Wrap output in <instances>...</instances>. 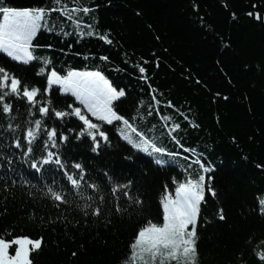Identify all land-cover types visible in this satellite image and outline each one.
Wrapping results in <instances>:
<instances>
[{
  "label": "trees",
  "instance_id": "trees-1",
  "mask_svg": "<svg viewBox=\"0 0 264 264\" xmlns=\"http://www.w3.org/2000/svg\"><path fill=\"white\" fill-rule=\"evenodd\" d=\"M4 6L56 7L55 0H0ZM69 7L73 0H61ZM93 11L79 14L83 25H92L96 35L74 33V23L59 11L51 13L50 28L42 29L34 40L39 59L25 65L0 52V66L26 79L29 85L46 86L52 68L61 74L69 70H100L123 88L126 96L117 102L133 117L139 112L140 128H155V135L169 150L180 153L165 157L163 166L156 157L134 149L119 135L120 125H104L109 141L99 153L92 151L90 138H77V119L61 122L69 141L60 151L69 164L82 163L102 194L110 199L104 173L119 183L131 179V194L143 201L129 205L119 196L121 213L85 217L83 201L69 195L72 202L59 207L45 198L41 189L53 178L63 182L58 172L28 175V165L19 152L9 168L0 155V234L11 232L43 237L42 247L33 253L34 264H122L129 245L146 220L162 222L161 200L186 179H195L200 169L188 167L196 155L213 170L206 174L208 188L197 223L198 264H264L257 253L264 251V0H80ZM259 13L257 20L248 13ZM2 18V17H0ZM87 31L86 28L83 29ZM107 35L111 44L100 38ZM108 57L102 60L101 57ZM44 59L51 64L44 65ZM146 69L139 72V67ZM45 67L41 73L39 69ZM143 77H147L144 79ZM49 93L58 108L75 104L70 94ZM160 101L155 110L152 96ZM171 102L173 107L165 105ZM23 115V104L13 101ZM152 106V115L147 109ZM121 114H125L121 111ZM160 115L172 116L181 129L176 134L185 149L170 142ZM187 117V119H185ZM95 122V118H92ZM188 157V159H185ZM19 171L28 183L18 176ZM8 177L16 179L11 185ZM7 186L10 191H5ZM35 185L36 187H32ZM92 194V190H87ZM116 201L112 200V204ZM80 205V207H77ZM223 209L224 219L219 218ZM73 253H76L74 256Z\"/></svg>",
  "mask_w": 264,
  "mask_h": 264
},
{
  "label": "snow or ice",
  "instance_id": "snow-or-ice-1",
  "mask_svg": "<svg viewBox=\"0 0 264 264\" xmlns=\"http://www.w3.org/2000/svg\"><path fill=\"white\" fill-rule=\"evenodd\" d=\"M55 3L59 5L58 8L4 6L0 3V52L12 61L25 65L38 60L34 55V40L42 29L51 30V13L57 11L74 23V33L61 30L62 35L75 34L80 38L96 35L92 31V25L82 24L79 15L83 13L88 16L93 11L91 7L82 5L80 0H73V7L61 3V0H55ZM248 15L257 20L262 18L259 13L249 12ZM100 38L108 44L112 43L107 35H101ZM101 59L107 60L108 57ZM43 63L48 65L51 61L44 59ZM39 71L44 73L46 68L41 67ZM139 72L143 74L146 69L141 66ZM54 85L59 86L57 91L74 97L79 106L68 104L58 109L49 95ZM125 96V90L114 86L100 70H69L66 74H61L52 68L50 75L46 76V86L37 87L29 85L26 79L18 78L7 67L0 66V155L5 156L9 168H12L13 159L17 158L16 151L13 150H17L19 159L28 165V175L32 177L38 173L49 172H58L64 176L63 182L53 178L40 191L45 198L55 202L57 207L72 203L67 198L69 195L82 200L83 206L80 210L85 217H99L102 211L107 212L108 216L113 211H126L127 209H121L117 193L122 194L130 206L141 205L143 201L138 196L134 199L131 194L134 184L131 179L119 183L113 176L104 173L110 186V199L106 200L101 185L95 182V178L90 176L84 165L79 162L69 164L60 151L61 144L69 141V135L65 134L69 130H61V122L75 118L79 122L77 128L80 129L77 138H90L94 153L98 154L101 144L109 141L104 125L122 124L123 127L119 128L120 137L134 149L156 157V165L163 166L168 163L165 157L176 159L180 153L164 146L160 142L161 137L154 134V127L140 128L139 112L133 117L127 109L118 110L116 104ZM13 101L24 105L23 115L14 107ZM152 101L155 110L159 112L160 101L155 94ZM165 106L173 107L170 101ZM121 111L125 114H121ZM152 111L150 106L147 109L149 116ZM92 118H95V122ZM160 119L167 128V132L161 135L166 134L170 142L181 150L195 153L194 149H185L176 135L181 129L180 123L172 122L169 127V121H173L172 116L160 115ZM193 165L202 174L195 179L189 178L178 183L174 192L168 191L164 194L161 200L162 222L149 219L138 228L122 264H198L197 223L201 205L205 201L206 191H210L213 197L216 196V191L208 188L207 180L210 177L206 179V174L213 169L206 166L202 156L196 155L191 159L188 167ZM15 174L24 183H28L19 171ZM4 179L5 176L0 175V180ZM7 179L15 186L16 179ZM88 189L92 190V194H88ZM5 191H10L7 181ZM112 200L116 203L112 204ZM259 205L260 211L264 213V199L259 201ZM219 218H225L222 208L219 209ZM42 243L43 237L32 238L28 234L14 235L11 232L0 234V264H34L33 253L41 249ZM257 255L264 261V251H259Z\"/></svg>",
  "mask_w": 264,
  "mask_h": 264
},
{
  "label": "rangeland",
  "instance_id": "rangeland-1",
  "mask_svg": "<svg viewBox=\"0 0 264 264\" xmlns=\"http://www.w3.org/2000/svg\"><path fill=\"white\" fill-rule=\"evenodd\" d=\"M78 70V69H77ZM78 71H84V70H78ZM48 75H50V72H49V74Z\"/></svg>",
  "mask_w": 264,
  "mask_h": 264
}]
</instances>
